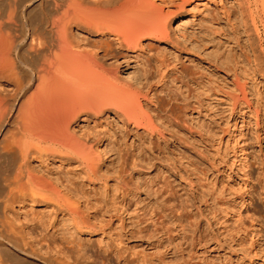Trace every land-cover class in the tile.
<instances>
[{
	"label": "rangeland",
	"instance_id": "rangeland-1",
	"mask_svg": "<svg viewBox=\"0 0 264 264\" xmlns=\"http://www.w3.org/2000/svg\"><path fill=\"white\" fill-rule=\"evenodd\" d=\"M121 1L85 0V5L105 10ZM141 1L146 11L155 13L154 22L166 43L150 53L124 50L122 67H112L115 84L127 91L125 99L135 100L131 122L136 120L137 131L114 112L90 117L77 129V135L88 131L90 138L107 129L112 137L107 147L92 142L99 173L94 174L91 202L82 204L81 210L92 217L93 230L76 233L72 260L78 264L264 263V250L244 253L254 252L258 243L264 247V76L260 72L248 76L238 67L220 64L182 39L179 30L186 36L199 35L206 12L184 11L165 25L169 11L163 0ZM228 26L218 46L221 52L230 47L235 54L244 36L237 22ZM261 48L264 60V42ZM163 65V75L157 76ZM143 72L151 79L148 83ZM13 81L11 87L16 89ZM243 110L251 112L255 124L234 128L233 119ZM69 134L79 141L76 134ZM132 154L137 171L125 173L122 168ZM245 157L248 167L242 168L240 160ZM75 167L69 164L63 170L83 186ZM48 168L57 166L49 163ZM202 172L207 180L199 178ZM248 191L249 214L223 217L222 208L239 204ZM54 211L51 206L25 205L16 210L15 218L35 231L45 228L53 237L67 236L68 224ZM254 227L260 230L258 235Z\"/></svg>",
	"mask_w": 264,
	"mask_h": 264
},
{
	"label": "bare ground",
	"instance_id": "bare-ground-1",
	"mask_svg": "<svg viewBox=\"0 0 264 264\" xmlns=\"http://www.w3.org/2000/svg\"><path fill=\"white\" fill-rule=\"evenodd\" d=\"M162 4L169 11L165 25L184 11L206 12L199 35L186 36L179 30L193 49L238 67L245 75L264 76V0H163ZM94 8L89 9L85 0H0V264H78L72 260L71 245L77 232L93 228L92 217L81 210L82 204L91 202L94 174L99 173L91 149L100 143L107 147L112 135L106 129L90 138L88 131L77 135V129L90 117L111 112L124 125L138 129L136 120L131 122L135 100L125 99L127 91L115 84L112 67H122L124 50L150 53L166 40L154 22L155 13L146 11L141 0ZM232 21L244 36L235 54L230 47L221 52L218 46ZM163 67L157 76L163 75ZM129 75L135 79V74ZM11 80L18 84H12L16 89ZM251 117L243 110L232 125L253 127ZM131 157L122 168L125 173L137 171L135 154ZM247 161L240 160L242 168L248 167ZM49 163L56 170L49 169ZM69 164L80 170L83 186L63 170ZM199 178L208 179L203 172ZM249 192L239 204L225 205L223 217L249 214ZM37 204L51 206L61 215L70 228L67 236L53 237L45 228L35 231L17 223L16 210ZM254 230L258 235L260 230ZM257 246L245 255L264 250L260 243Z\"/></svg>",
	"mask_w": 264,
	"mask_h": 264
}]
</instances>
